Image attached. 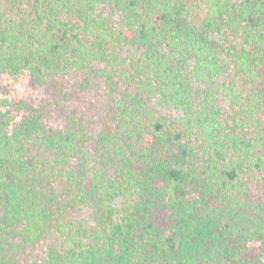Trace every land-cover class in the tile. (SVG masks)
I'll list each match as a JSON object with an SVG mask.
<instances>
[{"label": "trees", "instance_id": "1", "mask_svg": "<svg viewBox=\"0 0 264 264\" xmlns=\"http://www.w3.org/2000/svg\"><path fill=\"white\" fill-rule=\"evenodd\" d=\"M0 264H264V0H0Z\"/></svg>", "mask_w": 264, "mask_h": 264}, {"label": "rangeland", "instance_id": "2", "mask_svg": "<svg viewBox=\"0 0 264 264\" xmlns=\"http://www.w3.org/2000/svg\"><path fill=\"white\" fill-rule=\"evenodd\" d=\"M3 83L9 88L10 99H28L31 97V92L28 89V76L26 73H21L14 78H4Z\"/></svg>", "mask_w": 264, "mask_h": 264}]
</instances>
